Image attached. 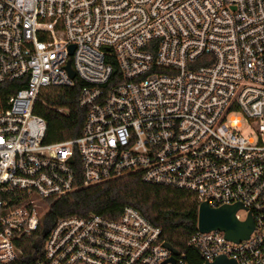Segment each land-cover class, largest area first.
Returning a JSON list of instances; mask_svg holds the SVG:
<instances>
[{"label": "built area", "instance_id": "built-area-1", "mask_svg": "<svg viewBox=\"0 0 264 264\" xmlns=\"http://www.w3.org/2000/svg\"><path fill=\"white\" fill-rule=\"evenodd\" d=\"M7 83L21 88L0 110V264L48 201L128 176L193 195L202 264H264V0H0ZM77 86L80 135L45 143L40 93ZM202 203L239 205L249 238L200 232ZM165 245L128 206L58 220L33 264H188Z\"/></svg>", "mask_w": 264, "mask_h": 264}, {"label": "trees", "instance_id": "trees-1", "mask_svg": "<svg viewBox=\"0 0 264 264\" xmlns=\"http://www.w3.org/2000/svg\"><path fill=\"white\" fill-rule=\"evenodd\" d=\"M20 88L19 84L0 85V110L7 107L8 97ZM77 101L78 86L73 89L47 88L40 93L34 113L46 123L45 143L80 135L85 114ZM48 204L44 229L20 238V256L6 264H33L41 256L46 232L60 219L89 215L115 219L128 206L159 227L165 242L184 253L188 264H202L199 255L187 246L194 231L197 207L193 195L184 191L145 184L137 176H128L80 188L58 200L48 201Z\"/></svg>", "mask_w": 264, "mask_h": 264}, {"label": "water", "instance_id": "water-1", "mask_svg": "<svg viewBox=\"0 0 264 264\" xmlns=\"http://www.w3.org/2000/svg\"><path fill=\"white\" fill-rule=\"evenodd\" d=\"M70 75L73 77L74 73L70 71ZM240 208L239 205H234L212 209L209 208L206 203L200 204L197 213V225L199 231H222L225 233V238L227 240L235 243L247 240L253 231V223L250 217H248L246 222L237 221L235 214ZM165 247L170 249L174 256H178L179 252L177 250L171 248L169 245H165ZM212 264L235 263L220 257Z\"/></svg>", "mask_w": 264, "mask_h": 264}, {"label": "rangeland", "instance_id": "rangeland-1", "mask_svg": "<svg viewBox=\"0 0 264 264\" xmlns=\"http://www.w3.org/2000/svg\"><path fill=\"white\" fill-rule=\"evenodd\" d=\"M238 214H239L241 219H243L246 215L245 212H243V211L239 212Z\"/></svg>", "mask_w": 264, "mask_h": 264}]
</instances>
